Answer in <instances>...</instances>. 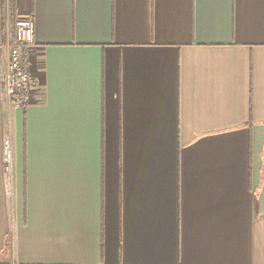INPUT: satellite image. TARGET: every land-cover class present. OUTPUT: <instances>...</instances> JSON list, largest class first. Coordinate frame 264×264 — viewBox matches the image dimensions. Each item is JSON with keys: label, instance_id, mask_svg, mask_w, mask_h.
Returning <instances> with one entry per match:
<instances>
[{"label": "crops", "instance_id": "crops-1", "mask_svg": "<svg viewBox=\"0 0 264 264\" xmlns=\"http://www.w3.org/2000/svg\"><path fill=\"white\" fill-rule=\"evenodd\" d=\"M0 264H264V0H0Z\"/></svg>", "mask_w": 264, "mask_h": 264}, {"label": "built area", "instance_id": "built-area-1", "mask_svg": "<svg viewBox=\"0 0 264 264\" xmlns=\"http://www.w3.org/2000/svg\"><path fill=\"white\" fill-rule=\"evenodd\" d=\"M15 29L16 37L9 52L3 90L13 110L17 112L26 109L35 89L26 60L28 52L34 46V24L31 19L20 18L15 23ZM5 170L10 175L16 170L14 148L10 139L5 142Z\"/></svg>", "mask_w": 264, "mask_h": 264}, {"label": "trees", "instance_id": "trees-1", "mask_svg": "<svg viewBox=\"0 0 264 264\" xmlns=\"http://www.w3.org/2000/svg\"><path fill=\"white\" fill-rule=\"evenodd\" d=\"M3 6H4V4H3ZM16 22V21H15ZM15 22H14V25H13V30L15 31L16 29H15Z\"/></svg>", "mask_w": 264, "mask_h": 264}]
</instances>
